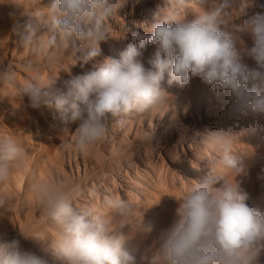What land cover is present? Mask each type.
I'll use <instances>...</instances> for the list:
<instances>
[{"label": "clouds", "instance_id": "1", "mask_svg": "<svg viewBox=\"0 0 264 264\" xmlns=\"http://www.w3.org/2000/svg\"><path fill=\"white\" fill-rule=\"evenodd\" d=\"M231 2L219 0L187 19L162 17L150 28L134 33L119 59L106 57L89 73L65 81L66 90L54 92L57 79L41 78L33 60L24 69L36 74L22 84L17 83L14 70L0 66V84L15 88L20 100L27 96L31 108L54 105L66 123L77 124L74 145L81 153L90 152L104 139L111 120L147 113L165 103L168 94L161 82L166 72L169 85L183 88L191 78L199 77L214 91L229 92L233 116L264 117V14L256 13L242 28L253 38L254 46L247 55L259 69L249 70L242 63L237 38L227 30L225 10ZM176 3L183 5L185 0ZM121 4V0H53L46 13H35L47 29L46 38L45 34L37 36L30 21L21 24L15 12L9 16L19 46L52 66L66 48L76 51L78 60L84 62L99 56L100 43L108 37L105 19ZM146 45H156L148 67L142 52ZM232 136L220 131L210 138L221 152V165L235 179L210 171L190 187L179 200L177 219L163 233L152 264H258L264 250V213L246 203L249 194L237 177L247 165L245 156L233 153ZM25 155L19 140L0 135V184L23 168ZM30 190L44 217L59 226L57 238L44 254H37L25 250L19 240L0 237V264H138L125 250L126 237L121 231L130 225L129 220H135L132 201L106 198V205L122 221L116 227L103 215L73 206L76 186L71 180H33ZM7 201L6 195H0V207ZM141 223L142 219L138 228Z\"/></svg>", "mask_w": 264, "mask_h": 264}, {"label": "rangeland", "instance_id": "2", "mask_svg": "<svg viewBox=\"0 0 264 264\" xmlns=\"http://www.w3.org/2000/svg\"><path fill=\"white\" fill-rule=\"evenodd\" d=\"M124 1L125 0H121V6L124 5ZM140 1L142 9L141 11L138 10V12L136 10V12L141 15L142 20L146 21L154 20V17L148 16L151 15L150 12L148 13V9L150 6L154 7V4H158L160 7L162 6L161 11L156 14V18L158 19H162V17L187 19L197 14L202 7H213L219 3V0H185L183 5H178L176 0ZM52 2L53 0H29V2L28 0H12V2L11 0H0V66L14 70L17 83L22 84L26 79L36 74L35 72L25 71L24 69V64L29 60H33L39 65V75L41 78L45 81H48L49 79H57L53 88V91L55 92L56 90L63 91L65 89L64 82L69 80L72 76L84 75L89 73L91 71L90 69L94 70L90 67V63L95 68L96 65L93 64H99L106 57L102 54L100 59H96L97 57H95L92 60L84 62L83 60H78L76 51L66 48L63 50V54L60 55L57 63L49 66L43 57L38 58L33 56L28 48L21 47L20 49V46L18 45L19 36L12 30L14 21L13 18L9 16V13L15 12L16 18L21 24L30 21L37 29V36H41L46 33L47 29L40 22V19L35 16V13H46L47 8L51 6ZM16 4H18L19 7ZM29 4H31V6ZM121 6L116 11H120ZM263 6L264 0H232L231 6L225 10V20L227 21L228 26L227 30L232 32L237 38L236 47L240 52L241 60H243L242 63L245 62L244 64L249 70L259 69L258 65L256 66L254 59L250 56L244 60V58L248 56V50L254 46V41L251 34L248 31L242 30V28L245 21L249 20L256 13L259 12L264 14ZM194 7H197V10ZM195 10L196 13L194 12ZM114 15L115 14L113 13L106 19L111 21ZM154 23L155 22H151V25ZM146 27L150 28L151 26ZM106 40H110V37H107ZM129 42L130 40H128V42L122 47L118 48L116 59H119V54L127 47ZM136 46L139 47V42H136ZM155 48L156 45H146L145 48L142 49L146 67H148L147 60L154 53ZM245 48L246 51L244 52ZM101 51L105 52L104 49ZM49 72H51V74ZM193 78L196 79L194 80ZM193 78H191L192 83L189 82L187 86L181 88L175 83L169 85V77L166 72L164 74L163 82H161V87L167 94H169V96L171 94L173 95L170 97L166 96L167 99L165 100V103L150 112L143 113L141 119L136 116L138 113H136L135 117H126L129 121H127L120 130H112L110 128V124L113 122L111 120L109 122L110 126H108V132L104 139L97 143L90 152L86 153L88 170L85 171L82 160H79L82 165H80L81 171L79 175L76 168L74 169V174L68 169L66 170L67 180H71L76 186L77 192H75L71 201L73 206H76L75 208H84L103 215L113 221V226L118 227L122 221L116 210L106 205V199L104 202L95 201L96 203L93 202L90 206L85 205L87 207L85 208L84 204L81 202L83 196L88 191L92 189L95 190L98 186H103L106 188L107 194L109 195V197L107 195V198L125 199L132 201L136 205V209L139 211L136 213L135 220H129L128 223L130 225H125L121 231L126 237L124 243L125 250L136 258L138 264H152L153 258L156 256L160 248L163 233L167 231L177 219H173L171 216L173 214V209H175V204L179 203V200L184 196L182 190L185 184H189V187L193 185L189 171V165H192V162L186 160L180 151H178V154L174 153V151H172L173 149L170 151L173 157L172 160L169 161L164 155V150H161L165 144H180L189 140V136L193 131V126L191 124L189 125L188 122L184 120V107H186L187 110L191 109L197 125L200 123H206V120L211 118L212 120L215 119L227 123V125L230 124V133L238 140H244L247 135L252 134L251 130L253 124L251 125V123L253 122V116L231 115L229 111L231 108V101L228 99L230 95L229 92H218L220 95L225 96V100L223 101V97L219 99L217 91H214L210 86L202 82L199 77ZM248 87L251 88L250 83ZM207 93L209 94V97H213L217 100L219 99L220 103H217L219 108H215V105H212V107L209 108V111L207 110ZM198 100L200 101L198 102ZM199 105L201 110V113L199 114L200 119H198V115H196V108L198 109ZM186 115L187 119L188 113ZM160 117H162V120L164 119V124H160V122L158 123L156 121V119ZM150 119H152L153 124H155L151 128L147 125L151 121ZM263 120L264 117L260 120L261 125L262 122L264 123ZM63 122L64 120L61 118L60 113L55 109L54 105L43 106L40 109H33L29 106L27 96L20 100L15 88L0 84V135H6L19 140L26 151L23 168L14 170L9 181L5 184H0V195H6L8 197L7 205L5 207H0V237H3L8 241L13 239L19 240L21 246L25 250H31L37 254H44L45 249L51 248L52 243H54L57 238L59 226L44 217L37 197L30 190V185L33 180L37 181V177L40 174L48 171L49 162L54 158L57 150L65 149L67 152L71 151L72 154L74 153L75 129L78 125L75 123H70L68 125ZM139 124H142V129ZM179 124H184L185 126L181 127ZM63 128L66 130H62ZM123 129L125 131H123ZM180 130H182L183 133ZM116 131L126 133V136L124 137L125 141L118 140L119 138L114 135V132ZM111 136L114 138L113 140H110ZM259 138L261 139L260 141H255L253 143V150L257 152L258 156L260 155V162L259 160H254V154L250 155L249 159H253H250L252 161L248 159L251 163L249 162V164H246L250 167L247 168L250 172L246 170V174L244 175V172L243 175L241 174L237 179H239L241 187L250 194L246 203L250 207L258 209L261 213H264V154H262V157L259 153L264 150V134L260 135ZM43 139H45V141ZM260 144L261 147H259ZM237 148L238 146L233 147L235 153H239ZM144 150L146 151L145 153ZM76 152L79 153V157L82 156V153L77 149ZM207 154L208 156L203 157L205 159H203V161L207 162L208 158H211L214 161L213 166H211L212 173L216 174L223 171L224 168L220 163L221 156L214 155L211 150ZM162 159H164V163ZM154 160L156 162H154ZM90 161L93 163V168L90 166ZM252 163H254V165ZM151 164L154 166H150ZM156 165H158V167ZM257 166L261 169L260 175L257 174ZM124 167L128 170V175L131 179L127 180L130 182L129 185L121 187L119 185L120 183L123 185V183L120 181L118 173L120 174L123 172V170H125ZM41 169H43V171ZM142 169H144L145 172H143ZM137 170L138 172H136ZM154 170L157 172L154 173ZM132 171L139 175L133 176L134 173ZM206 175L203 172H200L197 181L202 180ZM234 175L235 174L233 173L231 176V178H233L232 180L235 179ZM243 176L244 181L242 180ZM52 177L53 180L48 178L50 182L58 181L55 173L52 174ZM253 180L255 181L256 186L252 185L251 182ZM92 182L96 185H93ZM118 188H121V191ZM174 188L179 191V196L177 197L172 196L171 191ZM116 190H118L117 193ZM123 190L125 192H123ZM164 192L168 195L163 196L162 194ZM140 219H142V223L141 227L138 228ZM149 226L151 227V230L146 231L145 229ZM22 233L29 238H25ZM258 262V264H264V250L261 251Z\"/></svg>", "mask_w": 264, "mask_h": 264}, {"label": "bare ground", "instance_id": "3", "mask_svg": "<svg viewBox=\"0 0 264 264\" xmlns=\"http://www.w3.org/2000/svg\"><path fill=\"white\" fill-rule=\"evenodd\" d=\"M32 1V0H31ZM199 1V0H198ZM211 1V0H209ZM216 1V0H215ZM12 2V0H11ZM29 2V0H28ZM36 2V1H35ZM147 2V1H146ZM14 3V2H13ZM212 3V2H211ZM210 3V4H211ZM217 3V2H216ZM215 3V4H216ZM28 4V3H27ZM50 4V3H49ZM209 4V5H210ZM218 4V3H217ZM12 5V4H11ZM31 6V4H29ZM8 6V5H7ZM14 6V5H13ZM201 6V5H199ZM198 6V7H199ZM10 7V6H9ZM29 7V6H28ZM162 7V6H161ZM161 7L160 5L158 4H154V7H151L148 9V13L150 12L151 15H148V16H152L154 17V20L152 21H146V20H142L141 19V15L138 14V10L141 11L142 9V6H141V1L140 0H125L124 1V5L121 6L120 8V11H116L114 12V17L112 18L111 21H108L107 19H105V24L107 26V32H108V37H110V40H105L104 42H101L100 43V49H104V51H101L100 55L97 56L96 59H100L101 58V55L103 54L104 57H112V58H116V52L118 51V48L119 47H122L126 42H128V40L131 39V36L134 34V33H138V32H142L144 31L148 26L150 27L151 26V22H158V18L157 17V12H160L161 11ZM206 7V6H205ZM208 7V6H207ZM264 7V6H263ZM196 10H197V7H194ZM193 8V10H194ZM41 9V8H40ZM137 10V12H136ZM196 10L194 11L196 13ZM247 10V9H246ZM245 10V11H246ZM147 11V10H146ZM262 12V11H261ZM198 13V12H197ZM191 14V13H190ZM193 16V14H192ZM186 18V17H184ZM12 19V18H11ZM242 20V19H241ZM14 21V20H13ZM10 23V22H9ZM14 24V22H13ZM41 24V23H40ZM236 24V23H235ZM9 25V24H8ZM12 25V24H11ZM228 28V26H227ZM11 29V27H10ZM13 29V28H12ZM11 31V30H10ZM8 33V32H6ZM7 38V37H6ZM10 38V37H9ZM11 40V39H10ZM7 41V40H6ZM9 42V41H8ZM12 42V41H11ZM253 43V42H252ZM13 44V43H12ZM15 45V44H13ZM19 45V44H18ZM17 45V46H18ZM251 46V45H250ZM14 47V46H12ZM16 48V47H15ZM19 48V47H17ZM21 49V47H20ZM248 49V48H247ZM23 50V49H22ZM21 50V51H22ZM13 51V50H12ZM20 51V52H21ZM66 51V50H65ZM145 51V50H144ZM246 51V48L244 49V52ZM14 52V51H13ZM243 52V53H244ZM23 53V52H21ZM18 54V53H17ZM16 54V55H17ZM144 57V56H143ZM249 56L245 57L244 60L246 58H248ZM64 58V57H63ZM243 61V60H242ZM97 62H100V61H97ZM245 63V62H244ZM254 63V62H253ZM74 64V63H73ZM78 64V63H77ZM98 64V63H97ZM97 64H93V65H97ZM248 64V63H247ZM81 65V64H80ZM252 65V63H251ZM87 66V65H86ZM255 66V65H254ZM257 66V64H256ZM90 67L95 69L92 64L90 63ZM59 69V68H58ZM92 71V69H90ZM51 74V72H49ZM44 74V73H43ZM72 74V73H71ZM45 75V74H44ZM69 75V74H68ZM43 77V76H42ZM59 77V75H58ZM71 77V76H70ZM194 79V78H193ZM192 79V80H193ZM196 79V78H195ZM194 79V80H195ZM163 82V81H162ZM191 82V80H190ZM192 83V82H191ZM252 83L253 82H250L251 86H252ZM206 85V84H205ZM187 86V85H186ZM185 87V86H184ZM205 87V86H204ZM198 88V86H197ZM210 89V88H209ZM65 90V89H64ZM200 90V89H199ZM196 91V89H195ZM202 91V90H201ZM200 92V91H199ZM189 93V92H188ZM218 93V92H217ZM171 94V93H170ZM180 94V93H179ZM173 94H171L170 96H172ZM178 95V94H177ZM176 95V96H177ZM182 95V94H181ZM184 95V94H183ZM209 94L207 93V99H208V104H207V110L209 111V108L212 107V105H215V108H219L218 107V102H219V99H221L223 97V101L225 100V96L224 95H220L218 93V100L215 99V98H211L208 96ZM169 96V94L167 95V97ZM169 96V97H170ZM174 97V96H173ZM167 99V98H166ZM194 99V97H193ZM169 100V99H168ZM171 100V98H170ZM200 100H198L199 102ZM222 101V100H221ZM220 103V102H219ZM222 103V102H221ZM220 106V105H219ZM200 105L198 106V109L196 108V115H198V119H200V116L199 114L201 113V110H200ZM202 107V106H201ZM174 109V108H173ZM167 112V111H165ZM188 113V117L186 119V114ZM198 113V114H197ZM211 113V112H210ZM136 113H133L131 114L130 116L132 117H135ZM143 114H138L136 116L139 117V119H141ZM156 115V114H155ZM164 115V114H162ZM167 115V114H166ZM195 115V114H194ZM229 115V114H228ZM180 116V115H179ZM211 116V115H209ZM230 116V115H229ZM129 117V116H127ZM165 117V116H164ZM228 117V116H227ZM162 117L156 119V121L160 124H164V119L162 120L161 119ZM179 119H182V118H179ZM262 119V116H253V122L251 123L252 125V134L250 135H247L245 137L244 140H238L237 138L233 137L232 136V140H233V143H232V151H233V147L235 146H238V150H239V154L242 155V156H245V163L249 164L250 159H253L258 161L259 160V156L257 154V152L255 150H253V143L255 141H260L261 139L259 138L260 135L264 134V123L262 122V125L260 124V120ZM151 121L147 124L148 126L153 127L155 124H153V121L152 119H150ZM184 120H186V122H188V124L192 125L193 126V131L191 132L190 136H189V140H187V142L185 143H180V144H175V143H171V144H165L161 150H164V155L166 156V158L170 160H172V153L170 152L172 149V151H174V153L178 154V151L181 152V154L183 155V157L186 158V160L192 162V165H189V171H190V179L192 180L191 182L193 184L196 183L197 179H199V173L200 172H203L205 175L208 174L210 171H211V166H213L214 164V161L210 158L207 159V162H204L203 161V157L204 156H208V152L211 150L214 155L216 156H221V152L220 150L217 148V146L215 145V143L212 142L210 136L214 133H217V132H220V131H224V132H228L230 133V130H231V126L230 124H228L230 126L227 125V123H223L219 120H212L211 118L206 120V123H200V124H196L195 120H194V116H193V113L190 110H187L186 107H184ZM113 122L109 125L110 128L112 130H120L123 125L129 121V119H127L126 117H123V118H118V119H113L112 120ZM137 121V120H136ZM180 121V120H179ZM264 121V120H263ZM65 122V121H64ZM63 122V123H64ZM66 123V122H65ZM66 124H70V123H66ZM65 124V125H66ZM140 125V128L142 127V124H139ZM146 125V126H147ZM180 125V124H179ZM67 126V125H66ZM65 126V127H66ZM158 126V125H157ZM181 127L185 126L184 124H181L180 125ZM250 126V125H249ZM73 129V128H71ZM138 129V128H137ZM142 129V128H141ZM171 129V128H170ZM181 129V128H180ZM239 129V128H238ZM250 129V128H249ZM61 130V129H60ZM62 130H66L65 128H63ZM154 130V129H153ZM175 130V129H174ZM190 130V129H189ZM122 131V130H121ZM123 131H125L123 129ZM131 131V130H130ZM182 131V130H180ZM233 131V130H232ZM250 131V130H249ZM62 132V131H60ZM117 132V133H116ZM114 132V135H116L119 139L118 140H124V137L126 136V133L124 132H120V131H116ZM142 132V131H141ZM234 132V131H233ZM123 133V134H122ZM130 133V132H129ZM134 133V132H133ZM172 133V132H171ZM183 133V131H182ZM243 133V132H242ZM60 134V133H59ZM163 134V132H162ZM166 134V133H165ZM231 134V133H230ZM241 134V133H240ZM122 135V136H121ZM164 135V134H163ZM236 135V134H235ZM246 135V134H245ZM159 136V135H158ZM128 137V136H127ZM140 137V136H139ZM168 137V136H167ZM170 137V136H169ZM174 137V136H173ZM171 137V138H173ZM242 137V136H240ZM238 137V138H240ZM114 138L111 136V139L110 140H113ZM117 139V138H116ZM45 141V139H43ZM173 140V139H172ZM179 140V139H177ZM176 140V141H177ZM182 140V139H181ZM125 141V140H124ZM129 141V140H128ZM134 141V140H133ZM167 141V140H166ZM42 142V141H41ZM160 142V141H159ZM172 142V141H171ZM46 143V142H45ZM44 143V144H45ZM133 143V142H132ZM137 143V142H136ZM167 143V142H166ZM259 143V142H258ZM42 144V143H41ZM104 144V142H103ZM117 145V144H116ZM130 146V145H129ZM158 146V145H157ZM122 147V146H121ZM259 147H261V144L259 145ZM44 148V146H43ZM67 148V147H66ZM108 148V147H107ZM46 150V149H45ZM44 150V151H45ZM107 150V149H106ZM123 150V149H122ZM127 150V149H126ZM135 150V149H134ZM47 151V150H46ZM45 151V152H46ZM119 151V150H118ZM121 151V150H120ZM148 151V150H147ZM73 154L71 153V151H66L65 149H61V150H57L56 151V154L54 156V158H52L49 162V166H48V171L43 173V174H40L38 177H37V181H40V182H50L48 180V178H50L51 180H53V177H52V174L55 173V175H57V180L58 181H63V180H67V172L66 170L68 169L72 174H74V169L76 168V171L79 175L80 173V161L79 160H82V163H83V167L85 169V171H87V154L86 153H82V156L79 157V153L76 152V148L74 147L73 148ZM129 152V150H128ZM133 152V151H132ZM146 151L144 150V153ZM149 152V151H148ZM131 153V152H130ZM152 153V152H151ZM233 153H235L233 151ZM262 156V154H264V150L260 151L259 152ZM81 154V153H80ZM138 154V153H137ZM253 155V158H250L249 159V156L250 155ZM257 154V155H256ZM151 155V154H150ZM213 155V154H212ZM248 155V156H247ZM143 156V155H142ZM155 156V155H154ZM258 156V157H257ZM73 157V158H72ZM161 157V156H160ZM159 157V158H160ZM181 157V158H183ZM263 157V156H262ZM261 157V158H262ZM142 158V157H141ZM158 158V157H157ZM258 158V159H257ZM161 159V158H160ZM248 159L250 161H248ZM158 160V159H157ZM163 160V163H164V159ZM205 160V159H204ZM253 160V161H254ZM261 160V159H260ZM259 160V162H260ZM138 161V160H137ZM141 161V160H140ZM248 161V162H247ZM154 162H156L154 160ZM159 162V160H158ZM157 162V164H158ZM167 162V161H166ZM90 163V166L93 168V163L92 161L89 162ZM136 163V162H135ZM153 163V162H152ZM162 163V162H161ZM251 163V162H250ZM255 163V162H254ZM254 163H252L254 165ZM258 163V162H256ZM38 164V163H37ZM143 164V163H142ZM141 164V165H142ZM156 164V163H155ZM132 165V164H131ZM164 165V164H162ZM176 165V164H174ZM251 165V164H250ZM251 165V166H253ZM82 166V165H81ZM148 166H149V163H148ZM150 166H154V165H150ZM158 167V165H156ZM128 167V166H127ZM135 167V166H134ZM164 167V166H163ZM249 166L247 165V168ZM111 168V167H110ZM125 168V167H124ZM123 168V169H124ZM131 168V167H130ZM136 168V167H135ZM145 168V167H144ZM156 168V167H155ZM154 168V169H155ZM171 168V167H170ZM246 168V170H248ZM250 168V167H249ZM254 168V167H253ZM95 169V168H94ZM108 169V168H107ZM112 169V168H111ZM139 169V168H138ZM157 169V168H156ZM257 174L260 175V168L257 166ZM43 171V169H41ZM109 170V169H108ZM143 172L144 169H142ZM169 170V169H168ZM174 170V169H173ZM40 171V170H39ZM68 171V172H69ZM172 171V170H171ZM176 171V170H175ZM226 171V172H225ZM249 171V170H248ZM89 172V171H88ZM87 172V173H88ZM133 172V171H132ZM138 172V170L136 171ZM136 172H133V176H137L139 174H137ZM142 172V171H141ZM157 172V171H156ZM155 170H154V173H156ZM212 172V171H211ZM217 172V171H216ZM250 172V171H249ZM262 173V172H261ZM130 174V173H129ZM143 174V173H142ZM216 174H219L221 176H227L229 180H232L233 178H231V176L233 175V173H229L226 169L223 171H220ZM246 174V172L244 173V175ZM98 175V174H97ZM118 177H120V181L123 183V185L120 183L119 186H125V185H129L130 182H128L127 180L128 179H131V177L128 175V170H123V172H121L120 174L118 173ZM243 175V174H242ZM73 176V175H72ZM167 176V175H166ZM235 176V175H234ZM233 176V177H234ZM30 177V175H29ZM96 177V175H95ZM169 177V176H168ZM246 177V176H245ZM250 177V176H249ZM28 178V177H27ZM34 178V177H33ZM133 178V177H132ZM235 178V177H234ZM56 179V178H55ZM113 179V178H111ZM117 179V178H116ZM239 180V179H238ZM244 181V176H243V179ZM264 180V179H263ZM116 181V180H115ZM246 181V180H245ZM259 181V180H258ZM134 182V181H133ZM99 183V182H98ZM176 183V182H175ZM252 185L253 186H256V183L255 181L253 180L252 182ZM93 184V182H92ZM95 184V183H94ZM93 184V185H94ZM100 184V183H99ZM96 185V184H95ZM98 185V184H97ZM102 185V184H101ZM106 185V184H105ZM87 187V186H86ZM108 187V186H107ZM113 187V186H112ZM116 187V186H115ZM92 188V187H91ZM127 188V187H126ZM170 188V186H169ZM255 188V187H254ZM119 190L121 188H118ZM130 189V188H129ZM190 189L189 187V184H185L183 190H182V193L183 195H185V193ZM115 190V188H114ZM87 191V190H86ZM110 191V190H109ZM118 190H116V193H117ZM121 191V190H120ZM77 192V191H76ZM123 192H125L123 190ZM122 192V193H123ZM172 196H179V191L178 189H173L172 191ZM111 193V191H110ZM82 194V193H81ZM113 194V193H112ZM107 190L105 187L103 186H98L95 188V190H90L88 191L84 196L83 198L81 199L82 203L85 205H89L92 204L93 202L95 201H103L107 198ZM122 195V194H121ZM163 196H167L168 194L167 193H163L162 194ZM250 195V194H249ZM109 197V195H108ZM118 199V198H117ZM102 202V203H103ZM96 203V202H95ZM80 204V203H79ZM80 206V205H78ZM77 206V207H78ZM76 207V206H75ZM179 207V203L175 204V209H173V214L171 216V218L175 219L177 218L176 216V210L177 208ZM81 208V207H80ZM85 208H87L85 206ZM107 208V207H106ZM263 210V209H262ZM139 210L136 209V213L138 212ZM107 212V211H106ZM161 213V212H160ZM165 220V219H164ZM151 221V220H150ZM149 221V222H150ZM165 223V222H164ZM128 245V244H127ZM259 263V262H258Z\"/></svg>", "mask_w": 264, "mask_h": 264}]
</instances>
